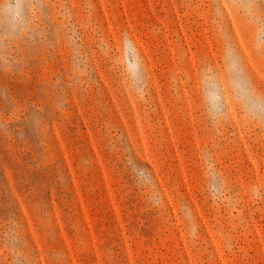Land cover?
<instances>
[{
	"label": "rangeland",
	"instance_id": "1",
	"mask_svg": "<svg viewBox=\"0 0 264 264\" xmlns=\"http://www.w3.org/2000/svg\"><path fill=\"white\" fill-rule=\"evenodd\" d=\"M27 7L0 24V264H264V120L199 87L230 44L264 94V0Z\"/></svg>",
	"mask_w": 264,
	"mask_h": 264
},
{
	"label": "clouds",
	"instance_id": "2",
	"mask_svg": "<svg viewBox=\"0 0 264 264\" xmlns=\"http://www.w3.org/2000/svg\"><path fill=\"white\" fill-rule=\"evenodd\" d=\"M0 5V24L16 29L27 23L28 0H0ZM247 11L251 14L250 9ZM258 40L264 43V31L258 34ZM123 46L134 48V42L125 38ZM221 61L222 71L213 63L204 67L199 76L200 103L209 119L219 120L230 107H235L248 117L264 120V94L254 89L239 55L230 44L225 46ZM127 68L134 78L138 75L136 55H129ZM82 163H89L88 158H83ZM130 166L137 177L147 175L142 166L134 163Z\"/></svg>",
	"mask_w": 264,
	"mask_h": 264
}]
</instances>
